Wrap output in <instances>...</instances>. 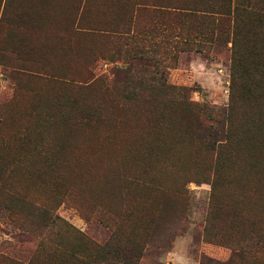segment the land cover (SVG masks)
Here are the masks:
<instances>
[{"label": "rangeland", "instance_id": "rangeland-1", "mask_svg": "<svg viewBox=\"0 0 264 264\" xmlns=\"http://www.w3.org/2000/svg\"><path fill=\"white\" fill-rule=\"evenodd\" d=\"M120 240L264 264V0H0V264Z\"/></svg>", "mask_w": 264, "mask_h": 264}, {"label": "trees", "instance_id": "trees-1", "mask_svg": "<svg viewBox=\"0 0 264 264\" xmlns=\"http://www.w3.org/2000/svg\"><path fill=\"white\" fill-rule=\"evenodd\" d=\"M108 247L110 249L109 251L101 250V252H102L101 256L104 255L101 258H104L106 263H112L113 264L114 261H113L112 257L116 256L118 258L119 254H117V253L123 254V252H125L128 255V259H123V264H128V263L129 264H135V257H136L135 255H136V252H137L136 249L130 248V249L124 250V246L121 245V240L114 242L113 246L112 245H108ZM108 256H110L111 259H108V258H110ZM138 257H139V254H138ZM91 260H93V259H91ZM90 264H92V261H91ZM93 264H95V263L93 262ZM100 264H102V263H100Z\"/></svg>", "mask_w": 264, "mask_h": 264}]
</instances>
